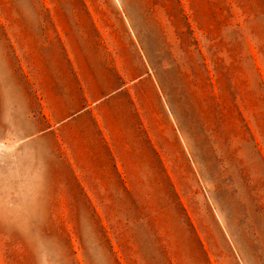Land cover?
<instances>
[{
  "label": "rangeland",
  "instance_id": "374dc122",
  "mask_svg": "<svg viewBox=\"0 0 264 264\" xmlns=\"http://www.w3.org/2000/svg\"><path fill=\"white\" fill-rule=\"evenodd\" d=\"M0 264H264V0H0Z\"/></svg>",
  "mask_w": 264,
  "mask_h": 264
}]
</instances>
